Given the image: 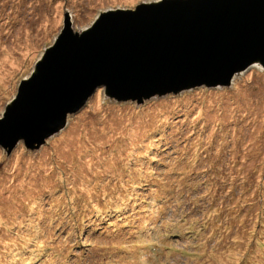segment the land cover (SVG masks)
I'll list each match as a JSON object with an SVG mask.
<instances>
[{"label":"rangeland","instance_id":"374dc122","mask_svg":"<svg viewBox=\"0 0 264 264\" xmlns=\"http://www.w3.org/2000/svg\"><path fill=\"white\" fill-rule=\"evenodd\" d=\"M157 1L0 0V117L66 16L78 34ZM187 88L100 86L40 145L0 146V264H264V65Z\"/></svg>","mask_w":264,"mask_h":264},{"label":"water","instance_id":"95a60500","mask_svg":"<svg viewBox=\"0 0 264 264\" xmlns=\"http://www.w3.org/2000/svg\"><path fill=\"white\" fill-rule=\"evenodd\" d=\"M70 24L66 16L0 117L8 151L20 138L27 147L43 143L100 86L140 102L227 84L253 61L264 65V0H158L106 11L78 34Z\"/></svg>","mask_w":264,"mask_h":264},{"label":"bare ground","instance_id":"6f19581e","mask_svg":"<svg viewBox=\"0 0 264 264\" xmlns=\"http://www.w3.org/2000/svg\"><path fill=\"white\" fill-rule=\"evenodd\" d=\"M43 55H44V54H43ZM43 55L40 57L39 60L42 59ZM257 63H260V62H259V61H253V62L250 63L245 69H239V70L235 71V72L232 74L230 81H232L238 73L246 71L247 69H249L250 67L254 66L255 64L257 65ZM33 72H35V68H34V71H33ZM26 79H27V78H26ZM230 81H229V82H230ZM215 86H216V85H215ZM187 89H190V88H187ZM10 103H11V102H10ZM53 115H54V114H53ZM46 116H47V115H46ZM54 117H56V116L54 115ZM44 118H45V117H44ZM44 120H47V118H45ZM22 126H23V125H22ZM49 136H51V135H49ZM16 143H17V142H16ZM31 147H32V146H31ZM12 148H13V147H12Z\"/></svg>","mask_w":264,"mask_h":264},{"label":"trees","instance_id":"16d2710c","mask_svg":"<svg viewBox=\"0 0 264 264\" xmlns=\"http://www.w3.org/2000/svg\"><path fill=\"white\" fill-rule=\"evenodd\" d=\"M253 228H254V226H253ZM253 232V231H252ZM260 233V232H259ZM262 236H260V237H258V238H261Z\"/></svg>","mask_w":264,"mask_h":264}]
</instances>
